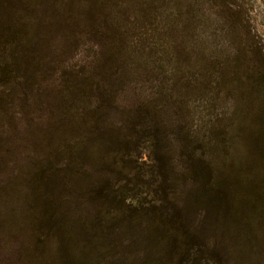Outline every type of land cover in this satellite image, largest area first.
Here are the masks:
<instances>
[{"label": "rangeland", "instance_id": "rangeland-1", "mask_svg": "<svg viewBox=\"0 0 264 264\" xmlns=\"http://www.w3.org/2000/svg\"><path fill=\"white\" fill-rule=\"evenodd\" d=\"M44 1L32 0L27 16V38L35 31L40 33L33 63L3 81L0 77V264H59L57 255H64L66 264H264V209L253 213L248 209L244 221L232 219L223 224L221 218L215 220L219 213L193 198L182 183L192 171L184 170L183 176L172 165L179 161L185 164L188 150L166 149L151 155L118 152L111 156L108 133L93 145L84 142V131L70 132L62 126L61 92L66 69H78L85 59L92 60L95 82L102 90L107 85L104 71L112 61L102 54L93 60L91 52L85 58L64 52L65 25L81 24L94 0H66L62 8L67 9L66 17L50 7L43 9ZM117 2L129 8L118 10L115 20L135 47L130 49L128 59L133 71L112 85L116 104L139 106L149 102L155 106L152 117L163 148H168V138L185 144L189 138L199 140L204 136L206 140L211 129L219 135L226 130L232 136L242 123L263 115L264 0H233L235 9L246 12L248 27L239 29L210 19V7L219 0H157L151 20L144 11L148 5L141 4L148 0ZM194 14L197 19H191ZM178 23L179 41L193 51L190 61L182 59L172 47L175 38L170 28ZM249 41L262 51L261 56L244 54L246 48L252 50L247 46ZM95 42L106 50L101 38ZM202 48L204 53L200 55ZM176 54L181 56L182 65L174 73ZM195 63L197 69L192 68ZM193 80L195 84L191 85ZM255 81L257 85L253 86ZM79 105L83 103L72 102L75 109ZM125 118L121 114L119 120L124 123ZM66 140L74 146L73 156L62 155ZM240 143L236 140L234 144ZM237 151L242 159L246 151ZM197 154L203 155L204 149H198ZM236 155L233 152L225 158L231 160ZM113 159L117 167L109 166ZM128 160L135 161L138 169L121 170ZM158 160L164 163L163 174L156 166ZM50 163L57 178L53 191L47 186L46 174H41ZM257 163H262L260 157L246 167L231 166L227 161L226 171L234 179L238 174L246 176L245 171L253 177L249 187L237 186L242 199L252 197L259 180L264 182V168L252 166ZM137 171L145 175H137ZM99 184L113 188L128 214L133 212L134 216L135 209L156 211L163 207L171 213L161 217L146 212L138 221L116 219L110 230L98 227L97 221L92 225L93 214L95 219L97 212L108 205L93 196ZM167 188L179 197L164 194V202L156 201L157 191L159 196L161 189ZM48 200L55 202V209L54 205L50 209ZM257 202L264 208V198ZM116 207L110 204L109 209ZM46 209L56 213L47 222ZM107 219L100 216L104 225ZM173 220L183 229L172 227ZM60 221L66 227L57 232Z\"/></svg>", "mask_w": 264, "mask_h": 264}, {"label": "trees", "instance_id": "trees-1", "mask_svg": "<svg viewBox=\"0 0 264 264\" xmlns=\"http://www.w3.org/2000/svg\"><path fill=\"white\" fill-rule=\"evenodd\" d=\"M32 0H0V77L2 81L5 76L11 75L15 71H20L22 66H27L29 63H33L34 54L38 53L37 46L38 40L40 38V33L35 31L32 37L27 38V33L29 26V17L31 14ZM66 0H45L43 9L50 7L54 12L61 13L65 16V11L63 9ZM157 0H148L149 3L140 2L142 5H148L144 8L146 15L149 20L155 18L153 15L156 13ZM118 4L117 0H94L93 7L84 13L83 22L81 24H75L70 26L67 24L64 34V43L67 49L64 50L65 53L74 54L79 53V56L85 58L87 54L93 53V60L95 57L102 54L103 56H108L112 61V64L108 66L107 70L104 71L103 78H106L107 85L103 87L102 90L99 89L96 81L95 64L90 59H85L84 62L79 66L78 69L68 68L66 69L67 77L64 80V88L61 92V102L63 115L60 119L62 126L70 132H82L84 131L87 138L84 142L95 144L101 141V137L105 134L110 135V149L111 156L118 152L131 154H155L158 151H173V150H188L189 157L186 159L185 164L182 161L176 162L174 167L176 170L180 171L181 175H185V171H192L190 177L182 178V183L188 186L191 195L198 201H202L204 205L212 211L218 212L215 215L217 221L222 219V223L225 221H232V219L238 221L239 219L244 221V217L252 209V213L256 209H264L258 205L257 200L264 198V182L259 180V185L255 186L256 189L251 193L252 197L245 196L243 199L238 197L237 186L240 187L244 185L249 187L248 181L253 177L245 171V175L238 174L235 179L228 174L226 171L227 161L230 162L231 166L246 167L247 164L252 163L254 158L260 157L262 163H257V167L264 168V113L255 115L251 123H242L237 129L236 133L229 136V133L224 130L222 135H219L218 131L211 129L208 138L205 140L204 136L202 139H187L188 142H180V140L175 138H168V148H163L160 141V131L158 130L157 123L153 120V112L155 111V106L148 102V104L142 103L139 106H134L131 104H116L115 95L112 91V85L114 82L118 84L119 79L124 75H128L133 71V66L128 64V59H130L132 51L131 48L135 47L134 42L127 41V31L121 25H118L115 19H118V10L129 9L124 3ZM46 6V7H45ZM156 6V7H155ZM237 6L233 0H219V3L211 6L209 10L210 19L216 18L224 23H229L233 25L234 28L248 27L246 12L235 9ZM204 12V10H203ZM204 16V14H201ZM198 15H193L191 19H197ZM41 19H44L41 18ZM201 20H198L200 22ZM103 22L104 27L100 25ZM173 24V21H172ZM204 22L201 24L203 25ZM179 23L170 28L173 32V42L172 47L178 50V53L182 55V59L191 60L192 52L188 51L187 46H184L179 41L181 35H177V30L179 28ZM64 26V27H65ZM171 26V25H170ZM196 29L199 26L195 27ZM195 29V30H196ZM199 34H195L198 36ZM203 35V32H202ZM101 38L104 43L107 44L105 51L99 48L98 44L95 42L96 38ZM247 45V42H245ZM248 48L251 51L245 49L247 53H256L261 56L262 51L255 46H252V42L249 41ZM196 48L195 46H192ZM104 48V47H103ZM204 48V46H203ZM198 51V54L202 55L204 49ZM198 50V48H196ZM217 49V48H216ZM216 51V50H215ZM189 55L191 56L189 58ZM178 59H173V71L176 73L179 68H181L182 61L179 58L181 56L176 54ZM124 62V63H123ZM36 63V62H35ZM203 66V67H202ZM200 67V71L204 68V65ZM254 66V65H253ZM193 69H197V63L193 64ZM259 69L258 67H255ZM198 71V70H197ZM195 77V76H194ZM192 79L189 80V82ZM196 80V79H195ZM195 80L192 81L191 85L195 84ZM182 81V79H179ZM256 86V81L253 86ZM252 86V87H253ZM244 95V94H243ZM242 95V96H243ZM261 101L264 107V96ZM72 102L83 103L79 105L77 109L72 106ZM121 114L126 115V121L122 123L119 120ZM258 121V124L256 123ZM107 123V127L103 126ZM256 123V126H255ZM107 128V131H106ZM110 129V130H109ZM228 136V137H227ZM186 140V141H187ZM236 140L242 143L234 144ZM231 142V143H230ZM74 146L71 145L68 140H66V146L62 151L64 156H73L75 152L72 150ZM241 150L246 151L242 159L240 156ZM167 149V150H166ZM204 149V154L198 155L197 150ZM236 152V157L229 160L230 155ZM120 154V153H119ZM224 154V155H223ZM249 154V155H248ZM225 156H229L228 159ZM114 158V157H112ZM245 158V159H244ZM240 159V160H239ZM242 160L244 163L241 164ZM157 161V160H156ZM51 162V161H50ZM241 162V163H240ZM114 159L110 167H117ZM164 163L162 160H158L156 166L159 167L160 172L164 173L163 168ZM53 164L50 163L48 169L41 174H46V183L50 191L54 187L55 181L54 174L55 170ZM129 168L130 170H137L138 166L135 161H126L121 170ZM182 170V171H181ZM137 175L144 176V173L140 171L136 172ZM42 176V175H41ZM67 176H60V178ZM242 181V182H241ZM49 191V192H50ZM53 191V190H52ZM113 188L109 186H103L101 184L96 186L94 190V195L97 199L104 201L108 204L107 207L101 211L97 212V216L94 219L93 214V224L96 222L98 227L101 225L104 229H112V221L116 219H127L129 221H138L141 219L142 215L146 212L154 213L156 215H168L169 209L163 207L158 208L156 211H152L148 208H143L140 211L135 209L134 216L133 212L129 214L124 211L125 208L123 204V199L118 198L114 194ZM159 191H157L156 201L164 202L165 196L177 199L179 194L175 191L169 193V189H161V194L158 196ZM49 202V200H48ZM50 209L53 207L55 202H49ZM110 204H115L114 210H110ZM105 206V205H103ZM48 208V205H47ZM56 208V205L53 207ZM52 209L53 211H55ZM53 211L48 212L46 209V222L53 219ZM176 213V212H173ZM251 215V214H250ZM100 216L108 217L106 224H102ZM97 219V220H96ZM264 220V219H263ZM47 224V223H46ZM170 225L175 229H183L182 226H178L176 220H173ZM65 223L60 221L56 225L59 231L62 232ZM61 234V233H58ZM64 257V255H63ZM57 255V260L59 264H66L64 262L65 257Z\"/></svg>", "mask_w": 264, "mask_h": 264}]
</instances>
